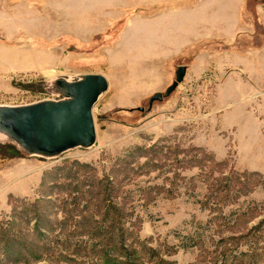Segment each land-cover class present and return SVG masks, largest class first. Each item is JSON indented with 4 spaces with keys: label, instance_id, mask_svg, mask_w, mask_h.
Here are the masks:
<instances>
[{
    "label": "rangeland",
    "instance_id": "obj_1",
    "mask_svg": "<svg viewBox=\"0 0 264 264\" xmlns=\"http://www.w3.org/2000/svg\"><path fill=\"white\" fill-rule=\"evenodd\" d=\"M80 73L109 84L94 146L0 138V264H107L79 240L109 200L138 264H264V0H0V105Z\"/></svg>",
    "mask_w": 264,
    "mask_h": 264
},
{
    "label": "water",
    "instance_id": "obj_2",
    "mask_svg": "<svg viewBox=\"0 0 264 264\" xmlns=\"http://www.w3.org/2000/svg\"><path fill=\"white\" fill-rule=\"evenodd\" d=\"M184 65L165 92H154L153 101L168 96L183 80ZM108 79L102 73L61 74L53 78L48 91L58 98H46L21 105H0V138L21 152L56 157L74 148H90L97 140L93 106L107 91ZM143 110V107H139Z\"/></svg>",
    "mask_w": 264,
    "mask_h": 264
},
{
    "label": "trees",
    "instance_id": "obj_3",
    "mask_svg": "<svg viewBox=\"0 0 264 264\" xmlns=\"http://www.w3.org/2000/svg\"><path fill=\"white\" fill-rule=\"evenodd\" d=\"M8 145L11 146L12 151L21 152L12 143ZM106 199H110L109 194ZM105 207L101 219L95 221L96 225L87 232L86 238L79 241L86 243H89V240L93 241L91 243L92 252H97L103 256L107 264H138L140 252L133 241H128L129 232L124 230L123 227L124 221L127 220L126 215L123 214L117 202L112 203L109 200ZM85 221L89 222L88 217ZM98 245L101 248L96 249ZM35 251H37V248ZM37 253H35V256H37Z\"/></svg>",
    "mask_w": 264,
    "mask_h": 264
}]
</instances>
